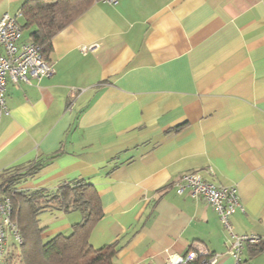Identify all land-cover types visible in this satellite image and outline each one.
<instances>
[{
	"label": "crops",
	"instance_id": "crops-1",
	"mask_svg": "<svg viewBox=\"0 0 264 264\" xmlns=\"http://www.w3.org/2000/svg\"><path fill=\"white\" fill-rule=\"evenodd\" d=\"M26 1L0 0V18L22 24ZM46 59L51 77L6 85L0 173L41 166L18 186L30 192L90 184L102 217L88 241L114 245L113 264H163L193 243L235 264L215 209L176 193L199 173L237 189L233 232L261 239L242 264H264V0H95ZM44 214V238L82 220Z\"/></svg>",
	"mask_w": 264,
	"mask_h": 264
},
{
	"label": "trees",
	"instance_id": "trees-1",
	"mask_svg": "<svg viewBox=\"0 0 264 264\" xmlns=\"http://www.w3.org/2000/svg\"><path fill=\"white\" fill-rule=\"evenodd\" d=\"M94 1L27 0L21 10V31L33 29L29 39L41 47L43 56L47 58L53 36ZM40 167L33 165L24 172L10 169L0 173V194L10 198L12 219L22 238V244L14 245L8 252L4 264H113L117 253L114 245L94 249L88 241L91 229L102 217L97 191L80 181L74 185H61L55 190L30 192L18 189L22 181L34 176ZM48 209L79 211L82 220L72 226L69 234L58 233L45 240L40 215ZM202 260L203 257L198 256L185 264H201Z\"/></svg>",
	"mask_w": 264,
	"mask_h": 264
},
{
	"label": "built area",
	"instance_id": "built-area-1",
	"mask_svg": "<svg viewBox=\"0 0 264 264\" xmlns=\"http://www.w3.org/2000/svg\"><path fill=\"white\" fill-rule=\"evenodd\" d=\"M116 3L117 0H106ZM0 119L7 114L5 90L8 81L18 87L21 83L31 84L32 80L51 77L54 68L43 56L40 46L33 42L22 41V31L18 16L4 14L0 18ZM176 193L188 191L192 196L201 197L216 211L221 226L230 234L227 255L235 264H242V254L248 245H256L260 238L254 235L233 232L231 216L241 209L237 189L234 186H215L206 181L199 173L181 175L174 183ZM13 208L9 197L0 194V264H4L8 252L14 245H21L22 238L12 219ZM198 256L203 257L201 264H217L218 255H209L206 248L196 243L183 257L168 255L163 264H185Z\"/></svg>",
	"mask_w": 264,
	"mask_h": 264
},
{
	"label": "rangeland",
	"instance_id": "rangeland-1",
	"mask_svg": "<svg viewBox=\"0 0 264 264\" xmlns=\"http://www.w3.org/2000/svg\"><path fill=\"white\" fill-rule=\"evenodd\" d=\"M24 36H27V34L26 33H24ZM47 215L48 214H44V216H42V219H41V222H42V224L40 225V226H44V225H46V223L44 222V219H46L45 217H47ZM44 217V218H43ZM50 237H45L44 239L45 240H47V239H49Z\"/></svg>",
	"mask_w": 264,
	"mask_h": 264
}]
</instances>
